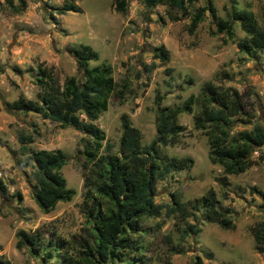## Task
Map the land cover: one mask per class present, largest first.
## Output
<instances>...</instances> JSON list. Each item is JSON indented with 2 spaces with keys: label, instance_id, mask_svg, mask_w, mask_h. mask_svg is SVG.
Returning <instances> with one entry per match:
<instances>
[{
  "label": "rangeland",
  "instance_id": "1",
  "mask_svg": "<svg viewBox=\"0 0 264 264\" xmlns=\"http://www.w3.org/2000/svg\"><path fill=\"white\" fill-rule=\"evenodd\" d=\"M24 1V7L14 11L7 0H0V256L10 264H62L63 255L74 256L80 242L92 239L90 217L83 207L81 168V150L91 139L38 113L7 106L19 96L38 101L37 66L50 69L60 84L65 77H80L68 51L71 46L91 47L97 59L87 66L108 65L117 84L106 110L93 121L104 135L99 153L107 144L109 153H118L122 114L138 129L139 146L145 147L155 135L157 106L183 108L187 97L198 95L206 81L219 89H235L240 96L243 110L231 133L254 123L264 127V50L239 51L236 43L245 34L229 18L232 10H245L264 27V0H210L216 16L231 23L229 33L219 34L207 11L188 33L189 18L171 20L168 15L173 11L163 4L147 7L142 0H125L123 9L117 10L116 0H74L78 12L60 13L66 0ZM206 1L197 0L194 6ZM11 3L18 6L17 0ZM157 46L167 50L164 64L151 57ZM123 83L126 88L121 92ZM198 110L194 99L190 112L183 110L176 117L182 128L176 142L157 146L159 153L190 157L192 164L156 180L153 202L160 215L139 221V231L132 237L140 249L134 254L142 257V264H192L195 256L203 264H264L250 230L264 221V145L252 152L254 164L243 173L225 175L228 185L221 187L217 181L223 175L221 168L208 161L207 137L193 124ZM38 149H59L64 154L66 161L58 172L73 191L68 201H58L48 213L41 212L32 198L36 183L30 152ZM208 188L232 221L231 229L207 222L200 210H193ZM172 194L183 204L184 218L167 213ZM184 221L194 223L197 233L181 240ZM19 230L42 234L38 253L31 254L26 246L16 248ZM208 252L210 259L205 257ZM134 254L108 264H133Z\"/></svg>",
  "mask_w": 264,
  "mask_h": 264
},
{
  "label": "trees",
  "instance_id": "2",
  "mask_svg": "<svg viewBox=\"0 0 264 264\" xmlns=\"http://www.w3.org/2000/svg\"><path fill=\"white\" fill-rule=\"evenodd\" d=\"M8 4L14 11L21 10L24 0H17L14 6L11 0ZM147 7L158 4L166 5L173 14L171 20L183 17L189 18L187 32L192 33L204 12H208L214 22L215 33H229L231 23L227 19H219L210 2L202 6H194L197 0H142ZM125 0H116L117 10H122ZM64 11L78 12L79 7L74 0L64 1L58 8ZM229 18L238 22L245 37L236 43L239 51L248 53L251 50H264V27L259 26L253 15L245 10H232ZM68 51L80 69V77H65L60 84L50 69L37 66L34 84L39 91L35 102L19 96L7 103L8 108L23 112L38 113L41 118L57 123L60 127H70L83 132L89 139L81 154L83 161V207L90 217L91 236L89 241L79 243L74 256L63 255L62 264H108L121 262L129 254L139 251L140 242L132 234L139 231V221L142 218L158 217L160 208L153 202L155 182L163 178L169 171L185 170L191 167L190 157H173L161 154L158 145H168L176 142L181 126L176 123L177 115L183 110L190 112L194 99L199 110L193 115L195 128L202 129L207 137V158L211 164L220 166L223 173L217 181L221 187L228 185L227 174L243 173L254 164L252 152L264 145V127L252 124L250 129L230 132L235 117L242 114L243 106L235 89H219L211 82H204L195 97L189 95L183 108L157 106L155 112L154 138L143 148L139 146L140 132L132 126L126 115L120 116L121 134L118 143V153H109L107 144L104 153H99L103 133L93 121L106 110L108 99L114 94L117 84L111 77L108 65L100 64L88 67V62L97 59V53L88 45L71 46ZM153 59L160 64L168 60L167 50L163 46L154 47L151 53ZM154 67V63H150ZM170 69H165L166 73ZM120 85V91L125 89ZM158 96H156V101ZM21 140V139H20ZM30 142V137L26 138ZM30 160L35 168V183L32 198L43 213L50 212L58 201H68L73 191L65 186L64 178L58 170L65 163L64 154L59 150L38 149L30 152ZM85 171V173H84ZM222 196L226 197L223 192ZM172 206L168 214L177 212L182 218L184 206L174 194ZM87 203V205H86ZM200 214L207 222L216 223L222 229H231L232 221L225 210L218 207V200L211 188L196 200ZM185 229L180 231L182 240L188 233L196 234L194 223L184 221ZM254 250L264 255V221L251 227ZM16 248L26 246L31 254L38 253L42 246V234L35 230L28 233L19 230L15 233ZM177 252V251H175ZM207 259L211 253H205ZM133 264H142V257L134 254ZM0 264L10 262L0 256ZM192 264H203L198 256Z\"/></svg>",
  "mask_w": 264,
  "mask_h": 264
}]
</instances>
